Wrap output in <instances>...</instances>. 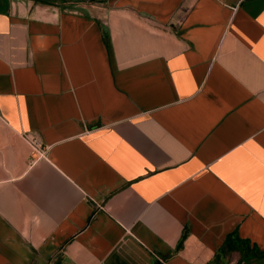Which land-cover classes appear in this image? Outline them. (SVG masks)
Instances as JSON below:
<instances>
[{"label":"crops","instance_id":"0c3cea01","mask_svg":"<svg viewBox=\"0 0 264 264\" xmlns=\"http://www.w3.org/2000/svg\"><path fill=\"white\" fill-rule=\"evenodd\" d=\"M234 231L264 252V0H0V264H264Z\"/></svg>","mask_w":264,"mask_h":264},{"label":"trees","instance_id":"16d2710c","mask_svg":"<svg viewBox=\"0 0 264 264\" xmlns=\"http://www.w3.org/2000/svg\"><path fill=\"white\" fill-rule=\"evenodd\" d=\"M226 250H238L241 253V259H245L251 255L264 254V252L260 251L258 248L251 247L248 240L240 238L237 231H234L228 235L224 245L217 252L215 258L220 261V255Z\"/></svg>","mask_w":264,"mask_h":264},{"label":"built area","instance_id":"2783aa9c","mask_svg":"<svg viewBox=\"0 0 264 264\" xmlns=\"http://www.w3.org/2000/svg\"><path fill=\"white\" fill-rule=\"evenodd\" d=\"M29 142L31 143L33 152L44 155L45 148L42 146L41 142L35 138H28Z\"/></svg>","mask_w":264,"mask_h":264}]
</instances>
